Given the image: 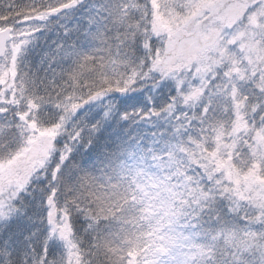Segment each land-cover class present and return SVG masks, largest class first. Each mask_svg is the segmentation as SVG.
<instances>
[{
	"label": "snow or ice",
	"instance_id": "6c2138e0",
	"mask_svg": "<svg viewBox=\"0 0 264 264\" xmlns=\"http://www.w3.org/2000/svg\"><path fill=\"white\" fill-rule=\"evenodd\" d=\"M0 264H264V0H0Z\"/></svg>",
	"mask_w": 264,
	"mask_h": 264
}]
</instances>
